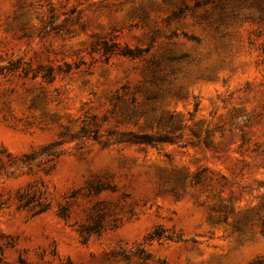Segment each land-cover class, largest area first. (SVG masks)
<instances>
[{
	"label": "rangeland",
	"instance_id": "1",
	"mask_svg": "<svg viewBox=\"0 0 264 264\" xmlns=\"http://www.w3.org/2000/svg\"><path fill=\"white\" fill-rule=\"evenodd\" d=\"M17 59L0 264H264V0H0V65ZM127 130L180 144L100 142Z\"/></svg>",
	"mask_w": 264,
	"mask_h": 264
},
{
	"label": "trees",
	"instance_id": "2",
	"mask_svg": "<svg viewBox=\"0 0 264 264\" xmlns=\"http://www.w3.org/2000/svg\"><path fill=\"white\" fill-rule=\"evenodd\" d=\"M45 31L48 30H58L59 27L53 24V19L49 20L47 23L43 25ZM100 46L102 49V54L105 56V59L110 57L112 54H119L126 57H137L140 55V52L137 48H131L129 46H120L115 41H112L111 44L106 40L101 42H95L94 46ZM20 60L17 59L15 61L9 60L6 64L0 65V72L7 68L8 70H15L20 67ZM78 67V64L72 65L70 63H63L62 65H58L56 67L53 66H38L33 70H29L27 67L21 68V72L24 76H27L31 72V77L34 78L36 76H40L44 81L51 82L55 76L59 73H68L72 69ZM171 115L169 116V119ZM83 129V136L91 137L94 140L99 138L97 132L95 130H85ZM180 133L173 134L172 132H155L148 133L144 131H117L108 132V136L104 138V140L100 141L102 145L109 146L119 143H128V144H137V145H150V146H159L165 143L169 144H180ZM184 144V143H183ZM54 145V144H52Z\"/></svg>",
	"mask_w": 264,
	"mask_h": 264
}]
</instances>
